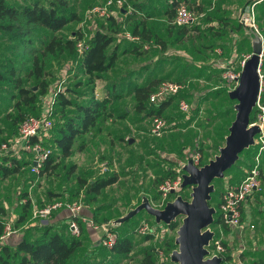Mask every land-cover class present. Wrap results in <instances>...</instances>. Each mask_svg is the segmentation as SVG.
<instances>
[{
  "label": "rangeland",
  "instance_id": "1",
  "mask_svg": "<svg viewBox=\"0 0 264 264\" xmlns=\"http://www.w3.org/2000/svg\"><path fill=\"white\" fill-rule=\"evenodd\" d=\"M6 1L13 4H24L30 0ZM240 1L237 6L242 5V9L252 3L250 0L251 2L246 5L249 0ZM68 2L79 17L76 21L56 32L57 36L76 39L77 31L83 36H87L98 29L100 25L110 24L106 22L104 17L89 15L90 9L93 6L102 4L104 0H68ZM132 4L133 0H127V5L131 6L132 13H127L126 16L119 13L114 17L117 22H121V20L124 22L121 28L116 25L113 27L117 30L116 38H119V40L115 39L107 48V52H109L113 45L117 44L118 46L116 51L117 60L114 67L103 74L102 79H96L94 83L87 84V76L81 74L78 67L77 60L81 56L78 51L74 56H68L65 53L57 56H46L43 58L46 61L44 74L49 82V91L58 94V92H65L66 88H71L68 96L72 101L78 103L85 102L91 97L102 100L109 96V91L113 90L108 87L102 88L100 85L102 83L98 84V81L102 80L104 82L105 79L108 82H117L119 78H125L129 74H133V68H140L142 62L149 61L150 58L154 57L155 61L148 65L151 70L141 71L140 68L141 74H147L146 84L156 85L158 80L162 81L163 79L181 81L186 87L179 97L186 99L190 103L191 109L187 113H182L178 109V99H173L163 113L167 120V128L161 135L154 136L149 132L150 117L134 110V98L132 94H129L131 91H126L128 87L125 84L126 82H123L125 87L121 91L123 92L122 97L106 105L103 110L104 113L100 117L101 119L95 125L97 130L93 131V136L88 137V134H84L78 137L69 157H62L57 149H53L55 156L53 165L56 166L54 169L40 175L31 171V165L28 161L18 173L13 175L4 177L0 171V204L6 208L8 220H12L11 224L20 212L19 202H24L21 195L27 193L32 201L31 215L24 224L13 227L16 234L11 242L20 239L28 228L40 224L41 218L33 217L35 210L56 200L62 202L77 201L84 205L85 209L88 208L91 215L95 212L96 217L103 220L102 222H105L104 218H108L107 221L111 220L112 222L113 219L124 215L139 204L143 196L149 199L152 206L163 208L160 205V198L153 199L152 197L153 194H158L159 180L164 176L170 178L171 173H175L174 177L178 174L182 175L183 164L191 159L193 155L198 156L196 166L204 165L218 154V148L224 144L228 127L234 119V104L236 101L228 97L231 86L221 77L220 67L217 63L219 60L225 62L231 58L239 61L246 55H250L253 33L245 29L239 31L228 29L220 37L215 34L217 28L222 26V22L215 19L216 12L208 13L209 5L204 6V14L202 10L198 11L190 7L198 15L199 21L187 26L188 33L182 37V40L174 41L176 36L180 35H177L179 34L178 27L172 23L173 17L168 25H162L161 22L155 21L152 24V30L166 41V46L163 48L156 42L150 41L149 50L145 51L143 58L138 59L129 52L132 48V42L122 38V35L126 32L131 33L133 22L139 19L133 16L134 8ZM239 13L241 14V12ZM239 13L233 14L234 18L232 22L230 21L234 27L239 22ZM136 16L142 17L140 13H136ZM261 17L264 19V14H261ZM35 36L39 39L42 36V31L36 32ZM38 39H36L34 46L40 48L41 44ZM8 45L6 37L0 35V54L3 56H12L7 49ZM124 49L128 50V53L122 55ZM216 49H220L221 53H217ZM30 59L25 57L23 60L22 75L30 65ZM261 71L264 74V44L261 56ZM140 73L138 72L141 77ZM154 75L156 80H152ZM22 79L26 86L32 87L34 85L33 78L22 76ZM138 79L131 75L129 81L138 82ZM139 83H137V86H140ZM2 85L11 88L10 85ZM33 90H36V88ZM14 92L16 93V91ZM16 100L17 97H10L8 89H0V144L8 141L18 131L17 128H14L10 117H6L8 114L12 117L16 114L13 107ZM43 103L44 99L41 98L37 104V109L28 111L27 116L40 115L43 110ZM56 103L57 98L51 113L53 129L59 121ZM23 109L26 110V108ZM66 110L68 114L73 112L72 107H67ZM128 113H130V116H127ZM121 114H124L123 118H119ZM108 119L114 125L118 123L119 119H125V125L129 127L128 123H132L133 130L126 129L123 131L124 126L120 123L118 128L115 127L118 131L123 132L119 140L115 138L116 136L112 137V133H109L110 135L103 134L106 128L105 122ZM52 128L50 135H52ZM112 132L116 133L113 129ZM255 152L253 145L243 150L239 154L237 162L225 172L224 177L213 180L214 191L209 201L211 206L218 205L222 192L228 184H235L244 177V169H247L248 165L253 163ZM263 157L264 152L260 157L262 168H264ZM101 163L107 165V170L101 171ZM109 174H116L118 181L102 190L95 201L89 204L83 200L82 194L79 198L73 196L78 188L79 179L89 182L99 176ZM190 191V187L181 188L173 197L181 195L184 199H189ZM173 197L171 196V199ZM132 200L133 204H131ZM254 213L258 217L255 216L251 221H247L254 225L253 228L244 226L242 229H233L215 223L210 225L209 228L214 232V236L207 247L209 251H212L214 241L224 242L228 249L226 253L231 254L233 258L225 264L262 263L264 261V211L254 210ZM176 221L179 225L181 217L177 218ZM144 223H148L153 228L155 227L153 233L149 234L152 236L150 239L146 238L148 234L144 235L138 232L139 227ZM244 223L246 224V222ZM114 228L118 235L129 238L132 251L128 255L102 253V250L95 253L94 248H91L92 251L88 252L89 247L92 245L90 241L85 242L83 248L86 250H84V254L89 256L88 258L91 260L97 261L103 258V264H143L149 254L152 257V264H170V253L177 248L174 243L177 228L171 230L163 223H155L154 218L145 211H140L132 218L115 225ZM228 236H231V238ZM173 243L175 246H173ZM98 248L95 249L98 250Z\"/></svg>",
  "mask_w": 264,
  "mask_h": 264
},
{
  "label": "trees",
  "instance_id": "2",
  "mask_svg": "<svg viewBox=\"0 0 264 264\" xmlns=\"http://www.w3.org/2000/svg\"><path fill=\"white\" fill-rule=\"evenodd\" d=\"M132 5L134 7V0ZM176 5L173 4L172 17L175 14ZM126 15L124 14L123 16ZM78 17L77 12L73 10L68 0H30L24 4H13L6 0H0V35L6 37L9 43L7 49L12 55L3 56L0 54V89H8L11 98L17 97L16 102L13 104L16 114L13 117L10 114L6 116L10 117L15 129H18L19 124L27 117V112L37 109V104L41 98L49 93V82L46 80L44 74L46 67V61L43 60L44 57L57 56L63 53L68 56H74L76 54L77 41L84 39L87 48L78 58L77 62L81 74L87 76V84L94 83L96 79L101 78L103 74L114 67L117 60L116 50L114 48V50L107 52V48L116 39L117 30L113 27L116 25L118 28H121L124 25L123 20L117 22L116 18L108 17L106 18V22H109L111 25L102 24L87 36H83L77 31L76 39L64 38L55 34L71 22L76 21ZM223 19L220 17L219 21L222 22ZM227 23L224 25H227ZM177 27L179 33L177 35L180 36H176L175 42L181 41L182 37L188 33L187 26ZM234 28L236 30L244 29L240 22ZM38 31H42V36L39 39L35 36V33ZM226 32V28L222 25L217 28L215 34L223 36ZM131 34L139 37L138 41H131L132 48L130 51L132 54H143L146 51L143 49V45L150 43V41L156 42L163 48L166 46V41L156 35L151 28L147 27L145 18L143 17L133 22ZM36 39L41 44L40 48L34 46ZM25 57L31 58V61L22 75L23 70L21 69H23ZM22 76L33 78L34 85L32 87L26 86ZM125 80V78L121 77L118 82L123 83ZM159 82L161 80H158L157 84ZM2 84L10 85L11 88H7ZM115 86L116 84L113 82L111 85L113 91H109V96L102 100L91 97L82 103L74 102L68 96L71 88H66L65 92H58L56 112L59 114V121L55 125V128H52V135L42 140L44 145L51 148L52 151L40 169V175L56 167L55 164L53 165L55 159L54 148L60 152L62 157H69L72 154L76 139L81 135L92 132L97 121L103 115L106 105L122 97L123 92L115 91L113 89ZM33 87L36 90H33ZM154 89L155 87L153 86L135 85L134 90L129 94H132L134 98V110L136 112L144 113L147 117L153 114L163 115L165 109L172 103L173 99H182L179 95H182L185 90H181L178 94L169 97L158 106H153L148 103V97ZM261 98L264 100V86ZM67 107H72L73 112L68 114ZM23 108H26V110L24 111ZM255 113L256 111L253 109L250 114V123L255 121ZM123 115L121 114L119 118H123ZM35 140L33 138V142ZM0 160L2 161L0 171L4 177L18 173L21 167L27 163L17 160L15 157L0 156ZM251 165L252 163L248 167H251ZM171 174L170 178L168 176L162 177L158 185L165 179H173L175 173ZM117 180L118 176L116 174L99 176L89 182L79 179L78 188L73 193V196L79 198L82 194L83 200L90 204L96 200L102 190L115 184ZM21 197L24 198V202H19L20 212L12 223V227L24 224L29 215H31V198H29L27 193H23ZM152 197L153 199L160 198L159 191L158 194H153ZM214 207L216 208V214L213 223L221 224L218 205ZM62 210L64 209L54 211L49 218L39 221V225H33L31 228H28L24 235L16 242H11L16 232L5 238H1L9 217L6 208L0 204V264H103V258L97 261L91 260L88 258L89 256L84 254V250L86 249L83 247H85L87 235L84 232L82 222H79L80 234L76 236L71 233L66 221H54L56 215ZM89 216L97 223H102L103 221L96 217L95 212ZM107 220L108 218H104L105 222H108ZM166 226L174 230L178 227V223L174 221ZM146 238L150 239L152 236L148 234ZM221 244L225 248V252L220 254L223 257L222 264H225L232 260V256L226 253L228 249L225 243L221 242ZM173 246H175L174 243ZM96 247L99 248L95 253H99L102 250V253L108 252L120 256H126L132 251V244L129 238L122 235H118L117 242L111 249L102 246L100 242H98ZM151 258L150 254L146 256L143 264H152Z\"/></svg>",
  "mask_w": 264,
  "mask_h": 264
},
{
  "label": "built area",
  "instance_id": "3",
  "mask_svg": "<svg viewBox=\"0 0 264 264\" xmlns=\"http://www.w3.org/2000/svg\"><path fill=\"white\" fill-rule=\"evenodd\" d=\"M258 0L253 1L246 8L241 11L239 21L246 31H251L262 37L260 28L258 26L254 5ZM132 13L131 6L127 5V0H104L100 5L93 6L89 15L98 17H115L117 14ZM198 21V15L191 10L184 2H180L175 7V14L172 18V23L175 26H191ZM130 41H138L139 37L126 32L122 35ZM87 45L84 39L78 40L76 43V51L81 55L86 50ZM148 45L144 44L143 49H147ZM217 53H221L220 49H216ZM249 55H246L241 60L235 61V58L226 60L225 62L219 60L217 64L221 69V77L223 80L234 88L239 81L241 69ZM258 73L260 78V92L254 107L255 121L250 124H256L259 128V132L254 137L255 154L253 157V163L251 167L245 169L244 177L236 184H228L222 192L220 203L218 204L219 216L221 224L228 226L229 228H240L244 226L253 228L254 225L246 221L244 223L245 213L247 211V202L254 194H261L262 181H261V155L264 152V100L261 98L263 92V80L264 74L261 71V58L258 65ZM185 84L175 80H162L157 84L155 89L150 93L148 97V103L153 106H158L161 102L166 101L169 97L178 94L181 90L185 89ZM57 92L53 93L49 91L45 96L44 103L42 105L43 110L40 115L27 116L19 125L17 133L11 137L8 141H4L0 144V153L9 156H18L22 151L32 153L31 159V171L39 173L44 162L51 153V148L44 145L43 138L50 136V130L53 127V120L51 118L52 107L57 98ZM178 109L182 113H187L191 109L190 103L186 99H179L177 102ZM167 120L163 115L153 114L150 116L149 132L154 136H159L167 128ZM33 138L36 140L33 142ZM194 164H197L198 156L193 155L191 158ZM9 164V163H8ZM101 171L107 170V166L101 163ZM182 177L180 174L176 175L173 179H165L158 185V191L160 193L161 206L169 200H172L174 194L178 193L181 189ZM174 193H171V191ZM171 196L173 197L171 199ZM176 196V195H175ZM64 209L68 212V228L72 234L78 236L80 234L79 222L87 223L94 229L100 228L103 231V235L100 239L102 246L111 249L117 242L118 234L113 231L111 222L99 223L94 222L90 217L82 213L85 206L77 201L62 202L56 200L50 204L43 206L42 208L33 212V217H40L41 220L48 218L54 211ZM12 220H7L5 224V231L1 238H5L16 231L13 229ZM243 222V223H242ZM155 228V227H154ZM148 223L142 224L138 232L141 234H150L155 230ZM211 254L220 255L224 252V247L221 242L214 241ZM264 264V262L262 263Z\"/></svg>",
  "mask_w": 264,
  "mask_h": 264
},
{
  "label": "water",
  "instance_id": "4",
  "mask_svg": "<svg viewBox=\"0 0 264 264\" xmlns=\"http://www.w3.org/2000/svg\"><path fill=\"white\" fill-rule=\"evenodd\" d=\"M251 43L252 52L241 69L238 84L228 91V97L236 103L234 119L228 127L224 144L218 148V154L204 165L196 166L189 159L182 166L180 186L191 188L190 198L176 195L163 208H156L143 196L134 208L112 220L113 225H118L140 211L153 217L157 224L168 225L181 217L174 239L177 248L170 253V264H222L223 257L212 255L207 248L214 236L209 227L216 214V208L209 201L214 191L213 180L224 177L225 172L239 159V154L254 145V137L259 132L256 124H250V114L260 92L258 65L263 52V38L253 33Z\"/></svg>",
  "mask_w": 264,
  "mask_h": 264
},
{
  "label": "crops",
  "instance_id": "5",
  "mask_svg": "<svg viewBox=\"0 0 264 264\" xmlns=\"http://www.w3.org/2000/svg\"><path fill=\"white\" fill-rule=\"evenodd\" d=\"M251 1L253 2L255 0H251ZM251 1L250 0L247 1L246 5L249 4ZM180 2H184V3L187 2L188 4L187 3L186 4L188 5L189 8L191 7L192 9H196L198 11L202 10L203 14H204V8H205L204 6L205 5H209V12L208 13H211L212 11H215L216 12L215 19H217L218 21H219V18L220 17L221 18H224L222 20V25H223L224 28H226V30H228V29L230 30V29H233L234 28V26H232V23H230V21L232 22V19L234 18V15L233 14H236V12L239 13V12H241L243 10L241 8L242 5L241 6H237L241 2L240 0H134V4L135 5L133 7L134 8L133 9L134 10L133 16L135 18H139V19H141L142 17L145 18V22H146L147 27H149L151 29H152V24H154L155 21H157L158 23L161 22L162 25H168L169 21L172 18V14H173L172 13L173 4H178ZM254 11H255L256 20H257V23H258V26L260 28L261 35H262V38H263V44H264V36H263L264 35V19L261 17L262 18V20H261V18H260L261 14H264V0H258V2L254 5ZM136 13H140V16H142V17L136 16ZM259 13H260V16H259ZM200 16H202V15H200ZM226 22H228L227 25H224ZM233 30H236V29L234 28ZM236 31H239V30H236ZM153 32H154V30H153ZM220 37H222V36H220ZM116 39L119 40V38H116ZM146 45H148V48L145 49V50H149L150 44L147 43ZM117 47H118L117 44H115V45H113V48L111 50H114V48H115V50L117 51ZM129 52L131 53L130 50H129ZM122 53H123L122 55L127 54L128 53V50H125L124 49L122 51ZM144 54H145V51H144L143 54L133 53V55L136 56L138 59L143 58ZM152 61H155V58L154 57L153 58H150L149 61L142 62L141 66H140L141 71H143L145 69L151 70V67L148 66V65H149V63H152ZM138 62H140V61H138ZM140 68H138V69L133 68V74H129L128 76L125 77V79L128 80V81H124V82H126L125 84L128 87L126 91H132V90H134V87H135V85H138L137 84L138 82H140L139 83L140 86H150V83L146 84L147 74H145V73H142L141 74L140 73ZM138 72L141 74V77L138 74ZM131 75H133V77H135V78H139L138 79V82H136V81L135 82L129 81ZM142 75H143V77H142ZM154 77H155V75L152 77V80H156ZM102 78H99V80L102 79ZM152 80H150V81H152ZM98 82H99L98 84L102 83V84H100L102 88H105V87L110 88L111 85L113 84V82H115V81L108 82V80H105L104 79V82L102 80L101 81H98ZM132 83H133V85H132ZM115 84H116V86H115V88H113L115 91L121 92V91L124 90L125 84L119 83L118 81L115 82ZM131 85H132V87H131ZM153 85L151 84V86L156 87L155 84H153ZM108 88H106V90H108ZM110 89L112 90V87ZM127 116H130V113H128ZM124 120L125 119H119L118 120V123L114 125L108 119L105 122L106 123L105 124L106 128H105L103 134H107L108 135L109 133H112V135H113L112 137L116 136L115 138L117 140H119L122 137L121 135L123 134V132L118 131L115 127L118 128V126L120 125V123H122L123 126H124L123 131L126 130V129H130V130L132 129L133 130L132 123H128L129 124V127H128V126L125 125ZM112 129L114 131H116L117 134L115 132H112ZM94 130H97V128L94 127L93 130H92V132H90L88 134V137H91V136L94 135V132H93ZM0 156H3V157H12V156H9V155H3L1 153H0ZM13 157H15L17 160H22L23 162H28L29 161L30 162V165H31L32 153H29V152H26V151H22L18 156H13ZM1 162L2 161L0 160V164H1ZM263 165H264V159H263ZM244 174H245V171H244ZM260 177H261V181H262V189H263V191H262L261 194H258V193L257 194H254L252 197H250L248 199V202H247V211L245 213L244 222L249 221V220L251 221V219H254L255 216L258 217V215L256 213H254V210L255 211L256 210L257 211H261V212L264 211V168H262V167H261V176ZM238 182H236V183H238ZM232 184H234V183H232ZM131 202H132L131 204H133V200ZM219 203H220V201H219ZM83 214L84 215H87L88 217H90L89 216L90 215V211L88 210V208L83 209ZM55 219H54L55 222H59V220H65L67 222V220H68V212L65 211V210L60 211L56 215ZM109 222H111V220H109ZM102 223H106V222H102ZM102 223H99V225L102 224ZM111 224H112V222H111ZM82 225L84 226V232L86 233L87 238H88L86 241H90L92 243V245L88 249V252L89 251H92L91 248H94V252H95L96 251V249H95L96 248V245L98 244V242H100V239H101V237L103 235V231L100 228L94 229L92 226H90L87 223H82ZM219 225L220 226H223V224H219ZM111 229L113 231H115L114 228H113V226H112ZM257 235L258 234H256V236ZM228 237L231 238V236H228ZM257 237H259V236H257Z\"/></svg>",
  "mask_w": 264,
  "mask_h": 264
}]
</instances>
